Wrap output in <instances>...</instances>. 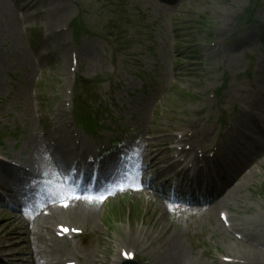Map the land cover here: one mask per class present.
<instances>
[{
  "label": "rangeland",
  "instance_id": "1",
  "mask_svg": "<svg viewBox=\"0 0 264 264\" xmlns=\"http://www.w3.org/2000/svg\"><path fill=\"white\" fill-rule=\"evenodd\" d=\"M30 1L5 0L15 22L0 14V159L8 160L0 163L2 188L10 163L39 171L56 187L51 157L65 163L95 151L104 153V174L126 176L96 201L95 230L75 217L49 219L54 236L33 239L39 264H95L105 249L106 264H117L123 250L136 264H264V0ZM216 23L239 34L208 52L202 42ZM153 120L179 140L171 144L186 151L178 157L208 152L194 177L204 193H217L215 202L228 192L224 204L170 209L148 189L138 153ZM0 212V238L24 248L30 225ZM61 225L83 234L59 237ZM63 240L72 253L62 257L55 248ZM1 253L22 263L7 247Z\"/></svg>",
  "mask_w": 264,
  "mask_h": 264
},
{
  "label": "bare ground",
  "instance_id": "2",
  "mask_svg": "<svg viewBox=\"0 0 264 264\" xmlns=\"http://www.w3.org/2000/svg\"><path fill=\"white\" fill-rule=\"evenodd\" d=\"M31 6V1L30 0H25L24 3V7H28ZM0 14H7L8 16V20L9 22H15L14 19L16 20L17 15L14 13V11L12 10V8H8L6 6V2L5 0H0ZM14 17V18H13ZM15 26V25H14ZM0 27H1V23H0ZM207 47V45L205 46ZM159 125V124H158ZM158 125L155 123H152L149 127V134L152 135L147 141L146 144L143 147V150L145 152V159H146V164L144 165V168L146 167H154L156 166V164H158V161H163L164 160V152L163 149H166V145L168 144V142L171 140V137L167 134H163L160 135V133H165L166 131L163 130V128L161 127L160 129H158ZM160 127V126H159ZM175 137H173L172 139H174ZM195 159H197L196 155L193 156ZM166 159V158H165ZM227 185V184H226ZM70 198V202H69V206H67L66 208H63L62 206L57 207L53 210H51V212L48 214V218H62V219H66L68 218L70 221H73V218H77L78 222H75V224H78L80 226H82L83 228H91L93 230H95V226H96V222L94 220V216H95V212H96V208L98 203H96L94 200H90L84 197H80L77 194H72L69 195ZM226 198H228V192H226L225 196H223L218 204L222 205L226 202ZM212 209H216L217 208V204H212V206H210ZM159 210L161 215L165 214V207L162 206V204L159 205ZM214 210L212 212H214ZM4 213V216L12 219V217L14 218L13 214L7 210H1ZM211 212V213H212ZM1 214V212H0ZM162 217H164L162 215ZM158 220H161L157 218L156 223H158ZM145 222V221H144ZM148 224L150 221H146ZM161 222V221H160ZM47 220L44 223H41L40 226L41 227H37L36 231L31 230V227H28L27 231H23V236H22V244L26 245V247L23 249L22 248V253H23V258L22 260L24 261V263L26 264H39L38 263V258L36 257L37 254V244L34 243V241L32 240L33 238L36 237V234H38L39 236H42V238H44L46 235L47 236H54V232L51 226L46 225ZM154 225V224H153ZM221 226L223 224H220ZM219 225V226H220ZM151 226V223H150ZM156 227V225H154ZM223 227V226H222ZM223 229L225 230V228L223 227ZM231 232V229L226 230ZM137 232V228L135 226H130L129 231H128V241L129 243L132 245V247L136 248V244H137V239H135L133 237V235ZM140 232V231H139ZM80 234H83V232H81ZM86 235V233H84ZM51 236V237H52ZM87 236V235H86ZM41 238V239H42ZM40 239V242H42ZM91 237H88L87 240H90ZM98 239L100 240L101 237H98ZM165 239H168L167 241H175L173 240L170 235H168ZM2 241H0L1 243ZM3 243V242H2ZM1 243V244H2ZM0 244V248L2 247V245ZM12 248V247H10ZM60 254L61 256H68L72 253L71 250H69L68 246L66 243H64L62 241H58L57 243V248H55ZM19 253V254H22ZM253 254V253H250ZM76 256V260L79 262L78 256ZM249 256V255H248ZM108 255H107V250L105 249L103 251V255L100 257V259L94 260L95 264H106L108 262ZM1 259V256H0ZM121 260L118 259L117 263L120 262ZM188 263V261H185V264Z\"/></svg>",
  "mask_w": 264,
  "mask_h": 264
},
{
  "label": "snow or ice",
  "instance_id": "3",
  "mask_svg": "<svg viewBox=\"0 0 264 264\" xmlns=\"http://www.w3.org/2000/svg\"><path fill=\"white\" fill-rule=\"evenodd\" d=\"M66 206V205H65Z\"/></svg>",
  "mask_w": 264,
  "mask_h": 264
}]
</instances>
